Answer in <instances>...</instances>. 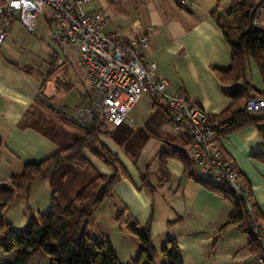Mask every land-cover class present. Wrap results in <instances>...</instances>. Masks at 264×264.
Returning <instances> with one entry per match:
<instances>
[{
  "label": "crops",
  "instance_id": "0c3cea01",
  "mask_svg": "<svg viewBox=\"0 0 264 264\" xmlns=\"http://www.w3.org/2000/svg\"><path fill=\"white\" fill-rule=\"evenodd\" d=\"M234 1L193 0L192 4H180L179 0L174 3L167 0L169 10L164 18L158 16L159 12L153 8L148 13L152 16L144 18L146 27L138 19L128 31L119 32L108 24L104 32L116 33L124 39L146 33L149 43L142 48L144 65L154 69L159 78L166 79L167 92L184 89L192 102L208 114L217 115L231 104L226 92L243 88V82L222 84L213 72V67L231 64V51L212 12H225ZM258 18L260 27L264 28L260 13ZM44 22L39 18L30 28L15 22L4 46L0 48V164L9 165L7 172L0 176V185L19 175L25 164L52 156L82 131L70 123L65 112L79 105L87 90L86 72L79 63L76 48L68 47L59 56V49L50 41L51 31L47 41L42 37L45 30L47 33ZM149 28L152 30L149 31ZM21 45L25 46L28 54L34 53L50 66L44 79V74L34 72L32 66H29L30 72L25 68L28 64L17 62L26 60L18 50ZM71 54H75L77 59H72ZM55 59L57 61L53 65ZM59 84L63 85L61 90L58 89ZM165 110L155 106L153 99L145 95L121 127L111 126L108 131L104 128L108 135L101 136L103 144L117 155L130 178L121 180L114 187L112 196L94 210V228L89 231L109 238L119 261L127 263L138 246L120 228L115 215L124 212L143 226L153 214V244L156 235L164 230L163 225L176 229L172 239L177 242L184 264H220L221 260H225L224 263L248 264L256 260L250 252L249 234L231 227L219 239L214 236L231 211L228 201L191 179L178 157L169 156L166 166L161 169L160 153L182 145L178 133L169 124ZM51 115L52 120L49 121L52 122L49 123L53 125L49 126L45 119ZM260 116L264 122V111ZM221 145L239 176L251 185L252 197L264 216V160L256 157L259 154L264 156V131L258 127H247L223 137ZM97 169L104 174L111 173V169L102 162ZM146 169H149L150 181L156 188L154 194H149L141 186L140 174ZM31 190L32 187L30 195ZM51 197L52 194L50 201ZM19 200L25 199L19 198L10 207ZM48 204L43 210L37 207L38 212L48 211ZM26 221L24 213L22 224H27ZM185 231L189 232L183 235ZM244 235L248 237L246 245ZM222 239L220 244L227 251L225 258L216 256L218 242ZM245 247L247 253H244ZM37 256L44 259L43 253ZM157 264H163L160 258Z\"/></svg>",
  "mask_w": 264,
  "mask_h": 264
},
{
  "label": "trees",
  "instance_id": "16d2710c",
  "mask_svg": "<svg viewBox=\"0 0 264 264\" xmlns=\"http://www.w3.org/2000/svg\"><path fill=\"white\" fill-rule=\"evenodd\" d=\"M263 4V0H235L225 12H212L231 51V64L227 67H213V72L222 84L243 82V88L226 92L231 99L227 109L217 115H208V123L217 139L247 127H257L262 122L260 114H256L259 112L248 111L246 104L250 99L264 100V28L254 25ZM56 61L57 59L52 61L53 65ZM252 65L256 66L260 74L261 88L253 86L248 78ZM62 87L59 84L58 89L61 90ZM67 88L65 89L68 90ZM170 122L169 116V124L178 133L182 145L177 149L167 148L160 153L161 169L166 166L169 156L178 157L191 179L230 203L231 211L226 222L219 228L217 239L231 227L250 235L245 201L225 185H208L196 175L195 162L191 158L192 136L186 129L174 130ZM103 126L104 123L96 121L89 129L81 128L82 131L75 134L72 142H67L48 158L25 164L19 175L12 176L6 184L0 186V233H5L0 249L5 252L16 251L14 260L7 264H30L38 253L46 254L51 264H157L159 258L163 264H184L174 239L168 240L161 252L154 246L151 235L153 214L139 227L124 212L117 213L116 220L120 228H124L138 241V250L127 263L119 261L109 238L99 232H95L94 236L88 233L89 229L94 228V210L112 196L114 187L121 180L130 178L117 155L103 144L101 136L108 131ZM86 153L108 166L111 173L97 171ZM256 157L264 160L261 154ZM64 166H72L80 172L88 171L78 182L67 206L61 207L54 191L48 211L38 212L36 216L27 206L32 214L31 220L23 230L16 232L6 221V210L19 198L26 199L35 182L51 178ZM140 176L142 188L149 194H154L156 188L150 181L149 169ZM240 179L252 199L251 209L264 227V216L252 197L251 185L245 178ZM250 237V252L252 256L258 257L262 253V245L251 235Z\"/></svg>",
  "mask_w": 264,
  "mask_h": 264
},
{
  "label": "built area",
  "instance_id": "2783aa9c",
  "mask_svg": "<svg viewBox=\"0 0 264 264\" xmlns=\"http://www.w3.org/2000/svg\"><path fill=\"white\" fill-rule=\"evenodd\" d=\"M90 1L0 0V48L15 22L30 28L41 18L50 24V41L54 47L61 51L68 47L77 49L89 86L79 105L65 115L80 129H89L96 121L121 126L145 95L153 99L155 106L164 107L174 130L186 129L192 136L191 158L196 175L208 185H225L245 201L248 231L262 245L258 257L264 263V227L251 209L249 191L222 148L223 138L217 139L208 123L209 114L192 102L184 89L168 93L166 79L159 78L154 69L144 65L142 48L149 43L146 33L124 39L116 33L104 32L111 18L105 12H87L84 7ZM180 3L192 4L193 0H180ZM254 25L260 26L257 18ZM246 108L263 111L264 100L250 99Z\"/></svg>",
  "mask_w": 264,
  "mask_h": 264
},
{
  "label": "rangeland",
  "instance_id": "374dc122",
  "mask_svg": "<svg viewBox=\"0 0 264 264\" xmlns=\"http://www.w3.org/2000/svg\"><path fill=\"white\" fill-rule=\"evenodd\" d=\"M175 1L176 0H172L173 3ZM153 8L159 12L158 16L164 18L168 14L169 3H167V0H92L84 7V9L87 12H93V11L107 12L108 15L111 16V21L108 26L115 30H118L119 32L128 31L130 28H133V25L136 23L135 20L141 19V21L144 23V18L147 19L152 16V14L148 16V13ZM257 20L259 23V18H257ZM260 22L264 26V5L260 8ZM44 23H45L44 27L47 28V33L45 30L44 33L42 34V37L46 39L47 41V39L49 38L51 29L48 26L47 22H44ZM146 24L147 23H144L143 27H146ZM39 45L40 44L38 43L37 47ZM13 47L16 48L15 46ZM18 50L25 55L26 60L21 59V60H17V62L20 65L28 64V66L25 68H27L30 72L32 70H30L29 66H32L34 72L37 71L38 73L44 74V77H43L44 79L45 75L50 70V66L46 64L47 62L43 59L37 58V55H35L34 53L28 54V52L25 50V46L21 45V47H18ZM4 53L7 55L6 51ZM61 55H62L61 52H59V56ZM71 55L73 57L72 59H77V56L75 54H71ZM248 78L250 79V82L253 83L255 86L262 87V80H261L260 74L256 66L254 65L251 66V71L249 72ZM144 107L145 106H142V108ZM262 112L263 111H260L259 113H256V114H261ZM57 119L60 121V117H57ZM45 120L47 121V125L49 126L53 125L49 123V122H52V121H49V120H52V115L51 117H48ZM103 127L106 130L112 129L109 124H104ZM45 128L50 129L48 126H46ZM86 154L91 160L93 167L98 171L97 167L100 165L101 162L93 158L90 154L88 153ZM7 165L5 167L4 164L2 165L0 164V176L5 174V172H7L6 169L8 170L9 168V165L8 166ZM83 172L78 171L72 166H64L63 168L55 172V174L51 178L45 180L44 182H41V180H39L40 182H35L32 185V190H31L32 195L29 194L24 201L19 200L12 207H9L6 210L5 215H6L7 222L10 223V226L16 232L23 230L24 227L26 226L25 225L26 223L22 224L23 214L25 213L26 215L27 223L31 220V217H32L30 216L31 212L27 209V206L31 210H33V212L37 216V213L39 210H43V207L47 206L48 202L50 204L51 202L50 194H53L54 191L55 193H57V197L59 199L61 207L65 208L71 196H73L77 188L76 186L78 182L81 181L83 177H85L88 171H83ZM37 207H39L40 209L38 210ZM40 212L43 213L46 211H40ZM116 216L117 214L115 215V218ZM127 216L129 217L131 222L135 223V220H133L131 215H127ZM158 224L161 225V221H158ZM139 227H142V226L139 225ZM163 228L164 230L160 231L158 235H156L157 237L154 238V245L156 244L155 247L159 252H161L162 249H164L167 246V241L172 239V237H174L177 232L176 229L166 228L165 225H163ZM123 231L138 246L137 238L128 234L124 228H123ZM188 232L189 231L183 232V235H186ZM88 233L91 236L95 235L93 231H89ZM217 235L218 233L214 235L215 238L217 237ZM243 238L245 242L244 244L246 245L247 239H248L247 235H244ZM4 239H5V233H0V244L4 241ZM210 241H214V240H210ZM222 241L223 239L218 242L219 244L217 248L218 253L216 254V256L220 255L222 258H225L227 251L223 247V244H220ZM137 250L135 251V253L137 252ZM244 253H247L246 247H245ZM43 255H44V259H41V258H38V256H35L30 264H51L50 258L46 254H43ZM15 256H16V251L5 252L0 249V264H7V263L12 262ZM255 259L256 260H252L249 262L252 264H264V263L259 262V257L258 258L256 257ZM224 262L225 260H221L220 264H232L230 262H227V263H224Z\"/></svg>",
  "mask_w": 264,
  "mask_h": 264
},
{
  "label": "water",
  "instance_id": "95a60500",
  "mask_svg": "<svg viewBox=\"0 0 264 264\" xmlns=\"http://www.w3.org/2000/svg\"><path fill=\"white\" fill-rule=\"evenodd\" d=\"M259 129H261L262 131H264V122L259 123L257 126Z\"/></svg>",
  "mask_w": 264,
  "mask_h": 264
}]
</instances>
